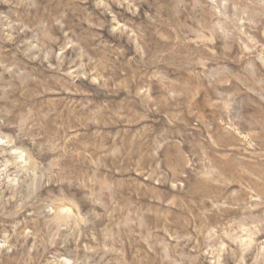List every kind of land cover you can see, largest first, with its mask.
<instances>
[{"label":"rangeland","instance_id":"374dc122","mask_svg":"<svg viewBox=\"0 0 264 264\" xmlns=\"http://www.w3.org/2000/svg\"><path fill=\"white\" fill-rule=\"evenodd\" d=\"M0 264H264V0H0Z\"/></svg>","mask_w":264,"mask_h":264}]
</instances>
